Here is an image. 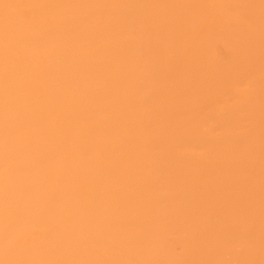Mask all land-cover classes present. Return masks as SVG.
I'll return each instance as SVG.
<instances>
[{
    "label": "bare ground",
    "instance_id": "obj_1",
    "mask_svg": "<svg viewBox=\"0 0 264 264\" xmlns=\"http://www.w3.org/2000/svg\"><path fill=\"white\" fill-rule=\"evenodd\" d=\"M0 264H264V0H0Z\"/></svg>",
    "mask_w": 264,
    "mask_h": 264
}]
</instances>
